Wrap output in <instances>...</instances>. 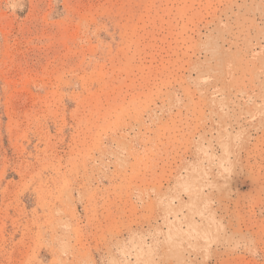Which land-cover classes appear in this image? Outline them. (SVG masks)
<instances>
[{
    "label": "rangeland",
    "instance_id": "obj_1",
    "mask_svg": "<svg viewBox=\"0 0 264 264\" xmlns=\"http://www.w3.org/2000/svg\"><path fill=\"white\" fill-rule=\"evenodd\" d=\"M262 26L264 0H0V264H131L123 235L143 225L122 189L186 149L169 135L182 95L221 57L259 50ZM252 126L235 148L236 240L207 264H264V122Z\"/></svg>",
    "mask_w": 264,
    "mask_h": 264
},
{
    "label": "crops",
    "instance_id": "obj_2",
    "mask_svg": "<svg viewBox=\"0 0 264 264\" xmlns=\"http://www.w3.org/2000/svg\"><path fill=\"white\" fill-rule=\"evenodd\" d=\"M257 30L253 46L264 42V26ZM239 58L229 67L221 57L209 66L204 88L182 95L169 135L186 149L149 158L148 177L138 175L132 188L122 189L141 211L132 222L143 225L123 235L131 264H207L208 256L227 254L234 244L228 199L237 184L235 148L253 133L252 124L264 122V45ZM205 96L207 104L200 101Z\"/></svg>",
    "mask_w": 264,
    "mask_h": 264
}]
</instances>
